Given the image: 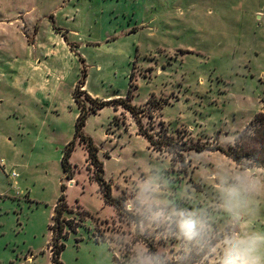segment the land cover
Masks as SVG:
<instances>
[{
	"label": "rangeland",
	"instance_id": "obj_1",
	"mask_svg": "<svg viewBox=\"0 0 264 264\" xmlns=\"http://www.w3.org/2000/svg\"><path fill=\"white\" fill-rule=\"evenodd\" d=\"M42 1L84 46L79 65L82 69L84 59L91 91L99 99L125 97L135 72L131 102L141 109L145 128L157 140L171 142L169 136L184 149L169 146L173 155L169 147L152 148L122 107L118 114L106 107L89 115L84 133L99 147L114 197L126 201L135 180L155 168L167 176L171 194L202 204L214 191L210 176L242 170L220 151L199 153L190 147L210 143L229 149L264 112V0ZM72 91L66 85L53 102L29 112L0 84V264L52 263L50 226L63 183L70 206L63 217L77 231L65 228L68 236L59 242L66 245L62 264H125L138 239L153 244L156 252H174L175 240L135 234L129 246L121 245L120 235L130 231L127 222L106 203L87 146L78 139L71 158L77 185L69 186L61 160L76 131ZM248 131L242 146L261 154L259 136ZM244 162L264 177L256 159ZM251 212L249 227L264 231V193L254 198Z\"/></svg>",
	"mask_w": 264,
	"mask_h": 264
},
{
	"label": "clouds",
	"instance_id": "obj_2",
	"mask_svg": "<svg viewBox=\"0 0 264 264\" xmlns=\"http://www.w3.org/2000/svg\"><path fill=\"white\" fill-rule=\"evenodd\" d=\"M240 167L210 176L214 191L202 204L171 194L163 171L153 168L136 179L122 205L130 231L120 235L121 245L129 246L131 234L176 244L172 253H153L138 239L125 264H264V231L249 227L254 198L264 193V177Z\"/></svg>",
	"mask_w": 264,
	"mask_h": 264
},
{
	"label": "crops",
	"instance_id": "obj_3",
	"mask_svg": "<svg viewBox=\"0 0 264 264\" xmlns=\"http://www.w3.org/2000/svg\"><path fill=\"white\" fill-rule=\"evenodd\" d=\"M69 20L71 19L67 18ZM63 25L66 24L60 22L57 11L54 14L45 11L42 0H22L19 3L17 0H0V84L17 97L29 112L31 107L53 102L62 88L69 85L73 90L74 105L78 108V119L81 109L76 103L75 92L82 79L83 68L86 67L83 59L81 62L84 66L81 69L78 57L84 46L75 43L74 30L63 29ZM129 60L131 61V57ZM83 91L92 98L99 99L90 89L88 76ZM125 97L122 94H110L99 100ZM119 107L121 106L114 108L117 114L120 112ZM91 114L94 113L89 115ZM76 185V178L70 180V187ZM56 205L57 203L55 208ZM53 222L52 217V225ZM51 235L53 238L52 230ZM52 238L49 244L51 254Z\"/></svg>",
	"mask_w": 264,
	"mask_h": 264
},
{
	"label": "trees",
	"instance_id": "obj_4",
	"mask_svg": "<svg viewBox=\"0 0 264 264\" xmlns=\"http://www.w3.org/2000/svg\"><path fill=\"white\" fill-rule=\"evenodd\" d=\"M81 61H84L81 59ZM86 78H87V69L84 66L83 68V73H82V79L80 80L77 90L75 92V100L78 106L81 109L80 115L77 119L76 123V133H75V138L72 142H70L63 154L62 158V166L63 170L66 174V178L70 181L74 179V172H72V167L73 164L71 163V157L72 154L76 148V140L80 139L81 142H83L88 149V162L91 166L96 168L97 171H95V180L99 183L100 189L104 195L105 201L107 204H110L112 206H115V208L118 211V214L120 217L123 216L122 212V205L124 203V199L122 198H116L113 196L112 192V186L107 180L105 179V170H104V163L103 161L100 160L99 158V147L96 145L95 141L93 140L92 137L87 136L84 133V128L87 123V119L90 113L96 114L98 110L103 109L107 106H113L115 109H117L118 106L123 107L124 110L127 112H130L135 120L137 121L138 128H139V134L144 136L150 146L154 148L155 150L158 151H163L165 148H168L169 146L177 147L178 150H184L180 147L179 145H175V140L172 139V137L166 136L168 140L171 142L165 141L164 138H160V140H157L156 137L153 134H150L147 129L144 126V123L142 119L139 117V112L140 108L132 104V99H133V90L137 88L135 84V72H132L130 75V87L128 90V93L125 98H117L114 100H109V101H100L97 99L92 98L89 96L87 93L83 91V88L85 87L86 83ZM79 95H84L89 99V101L93 104V107L91 109H88L86 107V104L81 100ZM262 103L264 106V97L262 99ZM165 104H169V102H165ZM162 108V107H161ZM116 118V117H115ZM150 118H153L152 116ZM165 124H163V128L165 131ZM248 130H254L255 134L259 136L260 138V144L263 146L262 147V153L261 154H253L250 151H245V147L242 146V138L248 134ZM187 131L183 132L186 133ZM235 145L231 146L229 149L218 145V146H211L210 143H206L203 146H197V147H190V150H195L197 152H204V151H220L224 155H226L228 158H230L232 161L237 163L238 165H248L252 166L251 163H245L244 159L249 158V159H256L257 162L259 163L258 167H264V112H260L255 119L250 123V126L245 128L240 134L238 138L235 139ZM174 143V144H173ZM185 144V143H184ZM187 146V145H186ZM241 146V150H238L237 148ZM169 152L174 155V152L171 151L169 147ZM62 191L63 194L58 200V203L55 208V215L53 216L54 223L51 226V230L53 231V238H52V243H51V250H52V264H62L61 261V256L63 251L66 248V245L64 243H59L60 240L66 238L68 236V233H65V228L66 226H69V228L72 231H77L73 224H70L65 221L64 219V213L67 211H70V206L67 203L66 196L64 194L66 190V185L63 183L62 186ZM148 248L155 253L156 249L154 248L153 244L151 243H146Z\"/></svg>",
	"mask_w": 264,
	"mask_h": 264
}]
</instances>
